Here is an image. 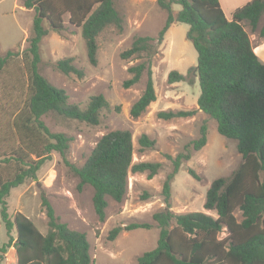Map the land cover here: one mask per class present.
Masks as SVG:
<instances>
[{"label":"trees","instance_id":"1","mask_svg":"<svg viewBox=\"0 0 264 264\" xmlns=\"http://www.w3.org/2000/svg\"><path fill=\"white\" fill-rule=\"evenodd\" d=\"M166 12L162 28L156 37L135 36L122 58L142 57L127 68L130 77L124 87L137 83L146 74L144 88L130 107V115L138 117L156 100L151 64L157 45L173 22L188 24L185 37L197 53V63L186 74L171 70L167 82L188 81L191 74L198 80L200 93L197 107L216 123L219 134L236 140L242 161L229 177L215 178L205 194L203 207L214 210L216 217L205 212L176 213L170 207V186L183 160L190 158L206 143V125L199 136L190 141L183 152L172 160V170L162 184L166 208L153 214L159 229L156 246L143 252L136 264H264V63L253 50L243 27L257 28L264 14V0H250L237 7L227 18L219 0H157ZM173 4L180 9L174 14ZM23 7L34 10L31 32L23 52L29 75L28 95L24 107L12 119L15 145L0 156V215L8 240L0 253L13 246L16 264H90L89 243L83 232L70 229L60 221L49 200L42 194L41 206L47 217V231L41 233L33 222L17 212L13 219L7 213L5 197L11 188L26 179H36V171L51 151L64 156L71 137L52 132L41 117L47 113L75 119L87 124L99 123L100 112L108 107L101 94L92 96L85 107L68 102L64 89L51 84L38 70L39 43L52 30L61 31L63 16L68 23L79 27L90 64L97 62V36L108 25L122 28L123 18L113 0H23ZM258 35L264 37V22ZM16 52L7 50L0 56V72ZM72 57L57 60L54 66L64 74L83 76L73 64ZM190 80V81H189ZM195 110H159L162 119L187 117ZM141 146H152L145 134L138 139ZM191 146V149L189 148ZM131 134L128 130H111L97 141L82 165L67 162L77 177V188L85 184L93 190L92 205L100 221L105 218L107 197L120 202L127 191L128 172H146L151 178L160 168L158 162H132ZM190 174L197 178L193 170ZM241 211L237 221L234 209ZM146 222L131 223L125 229H148ZM15 230L12 238L11 231ZM113 227L108 240L121 231ZM223 229L228 238L218 237ZM1 259V257H0Z\"/></svg>","mask_w":264,"mask_h":264},{"label":"rangeland","instance_id":"2","mask_svg":"<svg viewBox=\"0 0 264 264\" xmlns=\"http://www.w3.org/2000/svg\"><path fill=\"white\" fill-rule=\"evenodd\" d=\"M113 3L123 18L122 28L118 30L114 25H108L99 33L95 65L88 62L81 30L68 23V14L63 16L61 31L50 30L41 39L38 63L40 74L54 86L64 89L69 103L85 107L92 96L101 94L108 107L101 110L99 123L95 125L54 113L43 115L41 119L50 131L71 137L69 147L64 156L51 151L36 171V179L24 180L11 188L5 197L10 219L17 212L22 213L45 234L48 227L41 206L43 194L60 221L86 235L92 259L90 264H136L143 252L156 246L159 229L153 214L166 208L161 192L163 181L172 170L176 155L198 138L202 124L206 125V143L196 151L191 150L190 158L181 162L170 186L171 211H201L216 217L214 210L203 207L206 191L215 178L229 177L242 161L236 140L219 134L215 121L198 109L200 88L197 78L191 74V82H167L171 70L186 74L188 68L197 63V53L185 37L189 27L186 23L173 22L157 45L151 64L156 100L138 117L130 115L131 105L144 88L146 74L137 83L124 87V80L130 77L127 68L143 58H122L121 52L130 46L135 36L156 37L164 24L166 12L159 7L157 0H113ZM172 8L175 14L180 6L173 4ZM33 16L34 10L23 7V0H0V56L7 50L17 54L0 72V155L15 145V131L10 124L27 100L29 75L23 52L28 44ZM260 19L254 31L247 22L242 23L255 47L254 52L263 49L262 46L256 47L261 42L258 31L264 22V14ZM64 57L73 58V64L83 71L82 77L64 74L55 68L54 63ZM169 109L195 110V113L170 119L157 116L159 110ZM117 129L128 130L131 134L133 163L158 162L161 165L151 178L146 172L129 171L125 196L120 202L107 197L105 218L100 221L92 205V187L85 184L78 189V179L67 162L82 165L100 137ZM143 134L154 141L152 146L140 145L138 139ZM2 165L0 161V170ZM190 170L197 178L190 174ZM233 214L237 221L242 219L238 208ZM137 222L149 223L151 227L125 229ZM115 226L122 229L113 240H108L107 235ZM10 234L14 238L15 230L12 229ZM218 237L227 240L226 229L219 232ZM7 240L0 215V246ZM0 257V264H16L15 248L7 247Z\"/></svg>","mask_w":264,"mask_h":264},{"label":"crops","instance_id":"3","mask_svg":"<svg viewBox=\"0 0 264 264\" xmlns=\"http://www.w3.org/2000/svg\"><path fill=\"white\" fill-rule=\"evenodd\" d=\"M250 0H219L220 6L227 18H230L233 11L239 7L245 4ZM261 20V19H260ZM262 24V23H261ZM263 47V49L259 50L258 52H255L258 58L264 63V37H261V42L256 47ZM255 48V47H253Z\"/></svg>","mask_w":264,"mask_h":264}]
</instances>
